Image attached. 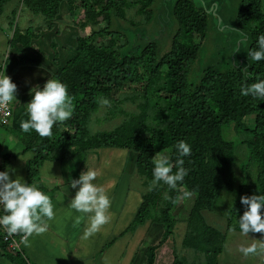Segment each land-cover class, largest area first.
Wrapping results in <instances>:
<instances>
[{
	"label": "trees",
	"instance_id": "16d2710c",
	"mask_svg": "<svg viewBox=\"0 0 264 264\" xmlns=\"http://www.w3.org/2000/svg\"><path fill=\"white\" fill-rule=\"evenodd\" d=\"M13 1L0 0V17L6 5ZM195 1L177 0L170 9L173 3L168 0L169 11L163 17L152 8L155 0H16L17 6L8 18L12 34L6 46L14 48H30L42 31L55 29L54 22L60 17L63 3L68 5L72 27L95 25L91 35L76 37L75 46L69 49L72 57L63 65L58 44L51 43L55 53L53 62L57 67L53 77L67 84L69 94L74 97V113L59 127L54 125L50 136L41 137L33 130L23 133L21 154L33 153V159L26 165L27 183L31 184L40 180V170L48 160H73L80 155L86 156L89 151L105 149L136 153L131 182L135 185L129 186V193H138L142 202L122 235H134L140 227H145L147 233L153 227L163 230L162 238L142 255L143 264H156L160 250H164L162 257H166L162 264H218L227 233L240 232L233 217L227 219L225 233L210 225L206 217V213L214 210L221 193L234 191L238 180L236 146L224 139L223 128L233 125L242 137V144L248 150L249 168L256 172L252 187L259 194L264 193V100L240 94L242 85L251 84L257 78L264 79V60L257 62L247 56L249 50L257 47L258 36L264 34V0H242L237 21L243 38L239 45L228 51L232 52L230 63L222 69L211 65L204 69L197 82L190 83L191 67L202 47V43L197 44L194 38L199 36L202 41L208 32L207 11ZM132 6H139L138 13L145 21L155 18L172 24L175 19L178 21L179 28L165 54L159 48L158 39L136 45L128 54L117 51L120 34L112 29L120 27L121 21L135 25V20L126 19ZM20 7L25 20L35 17L38 23L31 21L21 28L18 21ZM79 12L83 13L85 23L78 24L74 20ZM213 13L217 14L215 7ZM60 32L58 27L57 34ZM20 64L24 65L26 61L20 59ZM3 68L5 70V62L0 64V70ZM144 81L140 113L129 115L121 111V116H127L121 124L108 131H91L92 123L94 125L100 119L95 117L93 121L101 108L100 98L112 102L124 87ZM153 92L158 93L159 100L155 104H151L150 99ZM160 94L164 99H160ZM180 140L190 146V154L183 157L187 176L176 189H170L162 182L150 189L152 158L158 152H169L175 172V145ZM16 157L3 155L0 171ZM181 189L195 195L186 229L182 231V242L176 235L178 220L172 216ZM1 229L0 264H36L23 248L10 247L13 239L21 242V235L15 234L7 241V233ZM249 234L264 237V233ZM170 241H180V246L175 244L171 251L165 250ZM186 251L193 252L196 257L191 261ZM138 255H134L133 264ZM167 257H171L169 263Z\"/></svg>",
	"mask_w": 264,
	"mask_h": 264
},
{
	"label": "rangeland",
	"instance_id": "374dc122",
	"mask_svg": "<svg viewBox=\"0 0 264 264\" xmlns=\"http://www.w3.org/2000/svg\"><path fill=\"white\" fill-rule=\"evenodd\" d=\"M167 1L168 0H155L152 8L156 12V14H160L163 17L166 16L165 14L166 11L167 13L169 11V5H167L169 3H167ZM170 1L173 3L170 6L171 7L170 9H172L174 3L177 0H170ZM241 1L242 0H196L195 1L197 2L196 4L197 6H199L200 4L201 5L200 7L204 8V10L207 11L208 32H207V37L202 41L199 36H195L194 38V41L197 44L202 43V47L200 52L198 53L195 64L191 67V72L189 76L190 83L197 82L198 77L200 76V74H202L205 68L211 65H215V67H219V69H222L224 65L230 63L232 52H228V51L229 50L232 51L233 46L239 45L240 41H242L241 38H243L242 34L239 31V29L241 28L239 27L237 21V15L240 10ZM16 6H17L16 0L6 5L4 9V13L0 17V59L3 57L4 52L6 50V42L8 38H10V35L12 34L11 31L9 30L8 18L11 16V13L16 8ZM214 7L217 13L216 15L215 13H213ZM138 8L139 6H132V8H130L127 11L126 19L135 20L136 21L135 25H131L130 23H127V21L124 22L121 21L120 27L114 26L112 29L113 31H116L120 34L116 42L117 48L120 47V49L117 51H119V53H122V55L128 54L130 51L133 50V47H135L136 45L141 46L145 43H149L150 41H152V39H158L160 41L159 48L160 50L162 49V54H165L168 51V49L171 47L172 41L177 33V29L179 28L178 21L175 18L173 24L171 22H166V20H161V19L159 20L156 18L151 19V21L153 20L152 22L150 20L145 21V18L140 16V14L138 13L137 10ZM60 13H61L60 17L58 18L57 21L54 22L55 25L54 31L59 27L60 30H62L61 33L64 32L63 35L66 36V38L64 39L66 40L65 43L69 44V41L71 40L70 43L71 45H73L72 47L75 46L74 42L77 36L87 37L91 35L92 31L95 29L94 28L95 25H93L92 23L87 24L86 26L82 25V26H77L76 28L72 27L70 20L68 19L69 11H68V5L66 3H63L61 5ZM19 20H20L21 28L23 27L24 24H29L31 21H35L36 23H38V18L35 17L33 19L25 20V17L23 18V15H21V7L18 10V21ZM74 20L78 24L79 22L85 23V20L83 19V13L81 12L78 13V16ZM157 20L159 21L157 22ZM99 23H101V21ZM100 25L97 28H100ZM46 45L49 46V40ZM71 45L69 44L70 47ZM46 49L50 51L51 47L49 48L47 47ZM69 53L70 51L68 48V52L66 53L67 55L65 53L62 54L61 57L62 62L63 60H65L66 62V60H68L72 56ZM28 62H26V65L28 64ZM62 62L61 65L64 64ZM43 65H45V63H43ZM145 86H146V81H144L143 84H138L130 87L126 86L123 88L122 91H120L115 95L114 101L110 102L112 104L107 106L101 104L100 111L98 112V114H96L93 117V121L95 120V117H99L100 119H98L97 123H95L94 125L92 123L90 127L91 131L94 133L98 132V130L108 131L109 129H112L117 125L121 124L124 117H127L126 115L121 116L120 113L121 111L128 113L129 115L140 113L141 110L139 108V104L144 101L142 95L144 93ZM150 99L152 101L151 104H155V102L159 100L158 93L157 92L150 93ZM160 99H164V96H162L161 94H160ZM0 131L6 132L7 129H4L0 126ZM223 137L226 141L232 142L236 146L235 172L238 180L234 191L221 193L219 202L217 203V205L215 206L214 210L211 213H206V217L210 225L214 227H218L221 231L225 233L227 219L233 217L235 218V221L238 222L239 216H241L245 210V206L241 204V197L246 195L251 196L256 193L259 195V193L256 190V188L252 187L255 182L256 172L254 168H249L250 162L248 159V150L247 147L242 144V137L239 134H237L233 125H229L223 128ZM98 151L100 152L96 153L95 154L96 156L103 157L110 154V152H105L104 150H98ZM91 152H96V150L89 151V153ZM162 155H167L170 158L169 152H165ZM86 156L80 155L78 156V158L80 160L81 158H84ZM136 156L137 154L134 153L133 151H128V154L124 153L122 156V160L123 158L126 159L125 168L122 169L121 167H118L116 165L117 172L115 176H112V180L114 181L116 179H119V181L121 182L123 181V184L126 185L124 189H126L127 184H129L128 182L129 176H131L129 186L131 184L135 185L134 183L131 182H132V170L135 164ZM71 163L73 164L75 163V161ZM243 171H245L246 173L244 174ZM104 175H107L106 172ZM121 182L119 184V187L121 186ZM41 190L50 197L54 206V210L59 206L60 202L62 201L64 202L65 200V197L63 195H59L53 190L46 191L45 188L43 189L41 188ZM186 192H188L186 189H181L178 201L172 210V216L178 220L176 235L177 234L179 235L178 238L181 239V242L183 241L182 231L184 232L186 229L185 224L190 216L192 207L195 202V195L185 196ZM121 202L122 203L124 202L123 197L121 199ZM141 202L142 199L138 193L132 191L131 193H129L128 195L129 208L127 210L126 215L124 214L126 221H128V218L132 219L134 212L135 213L137 212ZM135 204H137L136 209H134ZM180 223H183V226L180 225ZM119 232L120 231H118V229H115L114 231L115 236H117ZM139 234H141V236L138 235L134 236L135 238L134 241H132L133 238L129 235L130 236L129 241H132L129 247H134L136 249L134 250L133 248H129L126 251L124 257L122 256L123 253L121 250L118 253L119 256L117 257V259L113 260V264H133L132 262L135 253L139 254L138 258L136 257L135 259V264H143L144 258L142 257V255L145 254V251H147V248L149 246H152L154 243L158 242L162 238L163 230L161 231L159 228L153 227L152 230L149 233H147V229L145 228V230L140 229ZM31 238L32 236L30 237V239ZM178 238L177 240H179ZM139 243L141 244L140 246ZM20 244H21V248L25 247L23 243L20 242ZM175 244L180 246V241H177L176 243L170 241L167 244L168 248L167 245H165L164 249L165 250L170 249L167 251H171V249ZM252 244H255L257 246V251L255 253L245 256L243 253L240 252L241 247H248L251 246ZM163 252L164 250H160L159 254L163 255ZM186 253L188 257L190 256L191 261L192 258L194 259V257H196V255L191 251H186ZM88 256H91V254ZM169 258L167 257L168 259L167 263L171 261V257ZM37 260L40 261L42 260L41 263L43 262V259L38 258ZM98 260L99 259L96 258L94 264H97ZM118 260H120V263L118 262ZM77 263L78 261H74V264ZM89 264H91V262ZM218 264H264V237L251 235V234L242 235L238 231L228 232L226 244L224 246L222 255L219 257Z\"/></svg>",
	"mask_w": 264,
	"mask_h": 264
},
{
	"label": "crops",
	"instance_id": "0c3cea01",
	"mask_svg": "<svg viewBox=\"0 0 264 264\" xmlns=\"http://www.w3.org/2000/svg\"><path fill=\"white\" fill-rule=\"evenodd\" d=\"M57 31L58 28L55 31L54 29L52 31H42L40 38L34 40L30 48L6 46L4 55L0 59V64L5 62L7 76L17 85V95H15L18 102L13 101L14 109L10 124L7 126L0 125L2 128L7 129L6 132L0 131V165L3 163V155L12 154L17 156L8 165L16 170L14 174L10 173L12 179H16L19 176L27 182L28 172L26 165L33 159V153L21 154L24 150L21 139L25 132L20 129V121L27 119L25 105L31 100L30 89L36 85L43 87L57 70L53 62L55 53L51 43L54 40L58 44L57 51L60 62H62V54H66L68 48L70 49L73 46L70 43L71 40L69 41L71 47L65 43L66 40L64 39L66 36L63 35L64 32L57 34ZM48 40L49 46L46 45ZM47 47H51L50 51L46 49ZM69 51V54L72 55L71 50ZM20 59L26 62L29 61V65H21ZM62 63L65 64V60ZM104 151L110 152V154L103 157L96 156L95 154L100 152L96 150V152H91L80 160L78 157L64 161L57 159L54 161L48 160L43 164L40 170V180L34 184L38 185L40 189L53 190L57 194L63 195L65 200L60 202L59 206L54 210V218L47 221L48 230L41 235L33 234L31 239L30 237L28 238L29 246L23 247L28 257L33 259L36 264H74V261H78L77 264H89L90 262L94 264L96 258L99 259L97 264H113V260L117 259L121 250L124 257L129 248L136 249L129 246L135 240L134 236H141L139 230H145V227H140L134 235L130 233L122 235L130 226L135 215L134 212L132 219L128 218V221L124 217L129 208L128 195L131 176H129V184H127L126 189H124L126 185L123 184V181L121 182L119 179L112 180V176H115L117 172L116 165L122 169L125 168L126 159L123 158L122 160V156L124 153L128 154V151L119 149H105ZM25 157L27 159L24 162L21 159ZM73 161L75 163L72 164L71 162ZM87 167L97 172L94 183L105 188L111 199V205L109 208V222L103 225L98 232L85 238L84 222L82 221L80 225L74 226L72 219L67 215L68 209L66 207L77 191V189L70 187L69 180L72 178L78 179L80 174L87 170ZM5 170L6 168L3 169V171ZM105 172L108 176L104 175ZM133 172L134 167L132 174ZM120 182L121 186L119 187ZM122 197L124 198L123 203L121 202ZM136 208L137 204H135L134 209ZM115 229L120 231L117 236L114 234ZM129 235L133 238L132 241H129ZM90 254L91 256H88ZM38 258L43 259V262L41 263L42 260H37ZM162 259V254H158L156 264H161ZM118 262L120 263V260Z\"/></svg>",
	"mask_w": 264,
	"mask_h": 264
},
{
	"label": "clouds",
	"instance_id": "9594fccd",
	"mask_svg": "<svg viewBox=\"0 0 264 264\" xmlns=\"http://www.w3.org/2000/svg\"><path fill=\"white\" fill-rule=\"evenodd\" d=\"M247 56L257 62L264 60V34L258 36L257 47L249 50ZM16 91L17 85L11 78L5 73L0 75V105L17 101ZM240 94L255 100H264V79L257 78L251 84L242 85ZM30 96V102L25 105L27 119L20 121V129L23 132L33 130L39 136L47 137L52 134L54 125L59 127L73 116L74 97L69 94L67 84L53 75L43 87L36 85L31 88ZM99 103L110 105L107 98H100ZM175 149L177 153L175 172L173 163L167 155L158 152L152 158L154 166L150 189L161 182L170 189H176L178 183L187 176L188 170L183 167V157L190 154V146L180 140L176 143ZM25 159L27 157L21 160L25 162ZM15 171L10 166H6L5 171H0V227L9 237L20 234L21 243L28 247L29 237L33 234L41 235L48 230L47 221L55 216L54 206L50 197L38 185L29 184L19 176L12 179L10 173L14 174ZM96 177L97 172L87 167L78 179L69 180L70 187L77 191L66 207L67 215L72 219L74 226L84 222L85 238L98 232L110 220L111 199L103 186L94 183ZM189 195L191 193H185V196ZM241 204L245 206V210L238 218L240 233L242 235L264 233V193L242 196ZM256 251L255 244L240 248V252L245 256Z\"/></svg>",
	"mask_w": 264,
	"mask_h": 264
},
{
	"label": "built area",
	"instance_id": "2783aa9c",
	"mask_svg": "<svg viewBox=\"0 0 264 264\" xmlns=\"http://www.w3.org/2000/svg\"><path fill=\"white\" fill-rule=\"evenodd\" d=\"M6 74V71L4 70H0V75L2 74ZM13 116V103L11 102L10 104L8 105H0V125L1 126H5V125H9L10 124V121H11V118ZM13 236L9 237L8 235L5 236V240H10L12 239ZM10 247L12 249H20L21 247V244L19 241L17 240H12V242L10 243Z\"/></svg>",
	"mask_w": 264,
	"mask_h": 264
},
{
	"label": "flooded vegetation",
	"instance_id": "af4514ba",
	"mask_svg": "<svg viewBox=\"0 0 264 264\" xmlns=\"http://www.w3.org/2000/svg\"><path fill=\"white\" fill-rule=\"evenodd\" d=\"M241 3H242V1H241ZM241 7V6H240Z\"/></svg>",
	"mask_w": 264,
	"mask_h": 264
}]
</instances>
